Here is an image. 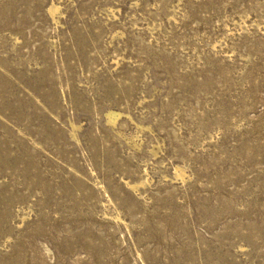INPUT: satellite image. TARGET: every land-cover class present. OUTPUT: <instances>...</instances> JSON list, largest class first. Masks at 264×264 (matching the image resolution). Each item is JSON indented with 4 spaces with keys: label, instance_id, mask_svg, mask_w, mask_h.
Wrapping results in <instances>:
<instances>
[{
    "label": "rangeland",
    "instance_id": "374dc122",
    "mask_svg": "<svg viewBox=\"0 0 264 264\" xmlns=\"http://www.w3.org/2000/svg\"><path fill=\"white\" fill-rule=\"evenodd\" d=\"M0 264H264V0H0Z\"/></svg>",
    "mask_w": 264,
    "mask_h": 264
},
{
    "label": "bare ground",
    "instance_id": "6f19581e",
    "mask_svg": "<svg viewBox=\"0 0 264 264\" xmlns=\"http://www.w3.org/2000/svg\"><path fill=\"white\" fill-rule=\"evenodd\" d=\"M50 11V10H49ZM57 12V11H56ZM56 15V14H55ZM53 16V15H52ZM120 115V111L119 112H116V111H110L108 113V116H110V118L112 120H115L117 118V116Z\"/></svg>",
    "mask_w": 264,
    "mask_h": 264
}]
</instances>
